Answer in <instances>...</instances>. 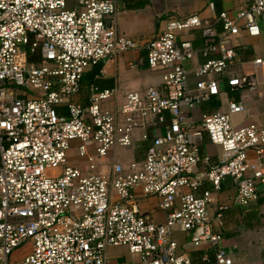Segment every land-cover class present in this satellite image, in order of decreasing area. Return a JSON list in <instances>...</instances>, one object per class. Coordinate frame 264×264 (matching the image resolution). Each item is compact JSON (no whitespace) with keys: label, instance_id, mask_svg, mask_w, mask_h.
<instances>
[{"label":"built area","instance_id":"obj_1","mask_svg":"<svg viewBox=\"0 0 264 264\" xmlns=\"http://www.w3.org/2000/svg\"><path fill=\"white\" fill-rule=\"evenodd\" d=\"M205 1L209 19L164 13L163 28L145 45L153 79L107 108L115 89L92 87L85 106L71 99L88 70L140 47L118 33L117 0H0V264H194L186 252L201 247L215 249V264H233L208 208L226 178L235 183V205L257 199L264 124L236 127L232 117L246 107L232 99L198 125L191 115L220 97L223 83L264 102L258 74L235 71L233 45L241 30L259 36L264 0L234 15H216L215 0ZM199 29L204 62L190 72V35ZM252 65L263 69L264 59ZM61 105L67 116L57 112ZM205 134L221 156L199 177ZM139 141L147 143L142 159L104 164ZM72 149L85 166L68 164ZM205 182L211 188L200 193ZM141 197L158 199L162 223L140 212ZM178 232L191 235L182 248ZM119 248L130 261L110 256Z\"/></svg>","mask_w":264,"mask_h":264},{"label":"crops","instance_id":"obj_2","mask_svg":"<svg viewBox=\"0 0 264 264\" xmlns=\"http://www.w3.org/2000/svg\"><path fill=\"white\" fill-rule=\"evenodd\" d=\"M253 0H215L216 15L227 11L234 15L239 9L247 8ZM118 15L116 18L118 33L127 36L139 44V49L103 62V66L95 76L87 78L92 71L88 70L80 83L79 91L71 99L72 102L85 106L89 101L92 87L100 90L115 89L116 96L113 103H108L107 108H113L115 104L123 102L125 96L131 92H143L154 75L149 71L146 58L145 45L152 41L163 28L162 16L169 13L172 17L183 18L191 14H198L203 19H209L210 12L205 0H161L155 3H146L135 0H117ZM214 27L220 31L221 25L214 23ZM260 34L258 37H249L241 30L233 39V45L237 52L235 71L237 74L253 75L257 73L261 82L260 91L264 92V68L254 69L252 61L256 58L264 59V17L259 20ZM196 50L195 60L192 62L190 72L204 62L200 50L203 46L202 31L195 30L190 35ZM131 65H135L132 67ZM193 81V77L191 78ZM229 99L242 102L246 107L243 114L234 115L232 122L236 127H241L253 122L264 124V102L258 95L246 91L231 92L226 83L221 85L220 97L213 98L207 103L197 106L192 112V120L195 125L201 122L203 115L223 112L226 110L225 102ZM60 115L67 116V107H57ZM147 143L137 142L129 149H116L104 160V164L119 162L126 165L132 161L143 158ZM201 162L198 164L196 174L199 177L208 170L209 166L216 163L221 156V148L210 143L208 136H203L199 147ZM264 153V151H263ZM68 164L75 167L85 166L80 160L75 149L68 155ZM207 182L200 189L210 190ZM140 196V189L135 191ZM236 196V186L232 179L226 178L218 191H212V202L209 205V216L213 220V229L223 236L221 244L223 250L233 259V264H264V186H259L256 200L249 205L241 207L233 203ZM219 208H222L219 210ZM139 209L142 213L151 214L157 223L164 221V216L158 208L156 197L139 198ZM221 213L220 223L216 221V215ZM190 234L178 232L176 240L182 246L190 240ZM121 256H115L120 262L123 258L130 259L128 251L124 248ZM118 250V249H114ZM194 264H215V249L201 247L186 252ZM113 257V256H112Z\"/></svg>","mask_w":264,"mask_h":264},{"label":"rangeland","instance_id":"obj_3","mask_svg":"<svg viewBox=\"0 0 264 264\" xmlns=\"http://www.w3.org/2000/svg\"><path fill=\"white\" fill-rule=\"evenodd\" d=\"M123 250L122 249H118V250H111V251H109V254H110V256H113V257H115V256H121L122 257V255L121 254H123ZM19 254V257H23L24 256V251H23V249L18 253ZM124 260H126L127 262L128 261H130V259L128 258V259H124L123 258V261Z\"/></svg>","mask_w":264,"mask_h":264},{"label":"water","instance_id":"obj_4","mask_svg":"<svg viewBox=\"0 0 264 264\" xmlns=\"http://www.w3.org/2000/svg\"><path fill=\"white\" fill-rule=\"evenodd\" d=\"M103 66V62H100L98 65H96L92 71L87 75V78H91L93 76H95V74L100 71V69L102 68Z\"/></svg>","mask_w":264,"mask_h":264}]
</instances>
